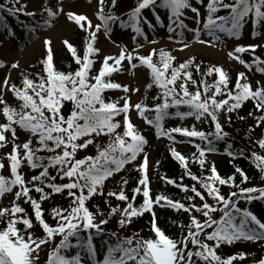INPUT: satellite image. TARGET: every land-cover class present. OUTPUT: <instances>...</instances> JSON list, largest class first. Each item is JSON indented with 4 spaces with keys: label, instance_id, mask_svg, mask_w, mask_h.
Masks as SVG:
<instances>
[{
    "label": "snow or ice",
    "instance_id": "obj_1",
    "mask_svg": "<svg viewBox=\"0 0 264 264\" xmlns=\"http://www.w3.org/2000/svg\"><path fill=\"white\" fill-rule=\"evenodd\" d=\"M98 3L96 16L99 23L95 25L84 14H76L72 11L66 13L68 20L74 21L88 33L83 57L77 54L76 47L69 41H63L79 65L74 73H65L55 67L52 41L45 39L47 55L42 63L46 77L41 75L37 83L25 75L22 79V87H17L15 84L10 86V91L22 102L19 108L9 105L0 95V106H2L0 111L6 119L5 123H0V149L9 142L7 133L11 134L13 144L11 152L7 154L10 176L0 174V198L6 195L13 197L10 207H0V225H2L0 227V264H40L43 246L54 241L56 236H60L61 239L48 251L45 264H82L85 259L89 264H233L237 258L243 260L244 253L223 258L217 250L223 244L231 245L240 240L264 241V222L249 208L242 207L239 203L240 200L252 202L264 199V183L259 186H242L250 182L251 178L238 166L235 168V173L226 178L218 173L214 164L211 166L210 175L197 176L189 169L188 158L175 147H170L172 156L181 163L192 180L199 182V188L195 184L189 188L187 185L177 184L174 179L161 177L167 183L180 187L185 193L184 199L193 203L186 204L165 194H157L153 198L150 188L149 157L145 151L148 140L130 119L129 112L133 105L127 96L122 98V106L119 101L106 102L104 93L108 89L120 88H123L125 93L130 91L127 85L122 86L109 79L113 73L121 70L123 61L126 60L132 68H136L138 65L133 61L138 60L140 65L150 69L152 82L146 88L151 89L153 85L158 87L161 90V96L155 99L159 101L162 97V103L149 108L147 104L140 102L134 105L135 109L146 124L154 127L157 137L174 140L172 134L179 133L184 137H198L206 142L204 146L195 144L198 155L194 153L192 159L199 163L202 170L207 171L206 153L215 152L214 141L224 140L229 135L224 130L221 115L225 111L229 114L235 112L249 100L254 103L257 110L264 112V84L257 81L256 86L253 87L245 72H239L235 91H233L229 87L231 77L221 66L212 67L207 73L208 76L214 73L219 74V79L214 84H209L207 78L202 76L204 87L201 91L190 70L194 64V58L174 67L173 61L176 58L164 49H160L157 53V50L153 48L148 55L134 56L133 51H129L123 45L119 46L118 56L104 57L97 75L90 74L97 63L93 57L101 51L97 47V34L101 29L110 39L113 25L118 23L122 29L130 28L136 36H144L143 25L147 24L149 28L154 26L148 23L144 16L145 10L153 12L156 22L161 20V16L156 14L157 9L166 10L169 21L168 32H173V25L179 29L187 27L182 19L185 16V10H190L196 22L200 23V10L195 5L204 7L207 14L203 18V30L212 39L211 41L198 40V42L215 46V43L220 41L217 33L239 37L249 19L252 20L254 27L264 22V0H232L231 3H226L224 0H207L206 4L204 0H194V3L193 0H139L137 6L127 14L126 19H122L111 9L105 13L106 0H98ZM116 4L117 0H111L112 9ZM220 9L227 10V15H216ZM14 11L19 12L20 8ZM44 12L47 17L44 24L50 26L53 18L63 12L62 0H58L55 8L45 7ZM26 15L35 17L37 13L26 12ZM83 22H86V25ZM192 31L198 39L201 30L192 29ZM259 34V31L254 32V35ZM8 35H12L11 30H8ZM136 36L133 37L134 40ZM137 47H142L138 41ZM187 47L188 44L183 42L182 49ZM257 47L259 45L238 44L233 50L228 51L227 55L245 68L251 69L254 64L255 71L264 74V59L256 56L252 64H247L239 55H236L249 50L254 53ZM157 54L160 66L154 62ZM110 61L113 63H109ZM11 67L15 69L19 65L12 63ZM195 67L197 71H201L200 65ZM91 80L95 83H91ZM178 81L182 83L178 84ZM190 83L197 86L195 92L190 91ZM8 84L9 78L6 77L4 85ZM131 91H137V89H131ZM223 96H227V99H218ZM65 102L72 104L67 117L62 112ZM181 105L186 106L187 110L180 111ZM170 109H176V111L171 112ZM149 112L154 113V118L146 115ZM121 114H123V133L119 131L122 125L116 119ZM173 115L181 119L194 117L197 121H207L210 118L211 123L214 124V131L206 133L195 127L189 129L180 126L164 128L165 119ZM240 118L244 119V117ZM228 122H231L230 115ZM257 126H264V115L258 117ZM18 130L29 134L22 144L15 142L18 139ZM102 135L109 137L106 146L95 144L97 153L95 156L87 155L77 158L80 150H87L94 144L95 138ZM34 138L36 147L33 146ZM257 143L261 149H264V139L258 140ZM230 149L231 145H228L225 152L233 156ZM41 151L51 154L46 157L38 155ZM239 155L243 156L244 153L240 152ZM251 155L255 167L264 179V155L256 152H252ZM140 156L142 160L137 168L142 175L138 179L139 186L133 189L132 197L129 198L123 188L119 192H107L108 197H115L119 202H127V206L109 204L110 210L107 215L99 208V205H95V213L90 210L87 206L88 202L96 194L104 195L102 189L105 182L125 169L126 165L136 162ZM22 163H26L30 169H39V173L28 179L26 174L20 171ZM5 167V163L0 160V170ZM50 169L56 171L55 176L49 174ZM236 174L241 178L240 183H236ZM57 176L60 183L56 182ZM65 178L68 181L66 183L63 182ZM122 183L127 185L128 180L124 179ZM225 185L233 190L223 194L221 186ZM33 189L39 194L38 200L30 194ZM65 191L70 198L69 207L51 208L50 214L56 221L55 226H52L45 219L42 203L53 195H63ZM189 192L193 195H189ZM140 194L143 201L137 207L136 199ZM209 197L213 203L208 202ZM196 198H199L200 204L194 202ZM21 199L25 203H30L34 219L20 205ZM155 205L189 213V222L187 225H181L182 230L186 227V234H182L179 239L168 236L156 222ZM145 213L152 216L151 231L155 238L145 239L139 233L133 237L121 238L116 232L109 233V236L116 238L115 242L105 240L106 246L102 251V258L97 260L93 244L94 237L105 233L104 226L111 219L119 217L118 225L123 228L130 225L134 218L142 217ZM216 213H220L219 219L216 218ZM6 217L10 218L5 219ZM98 217L103 218L98 220ZM21 225L23 228L20 227ZM36 227L41 228L43 237H36L34 231ZM82 233H86V237ZM189 244L196 246L195 250H187ZM70 249H76L75 254L66 255ZM254 264H264V258L254 261Z\"/></svg>",
    "mask_w": 264,
    "mask_h": 264
},
{
    "label": "trees",
    "instance_id": "obj_2",
    "mask_svg": "<svg viewBox=\"0 0 264 264\" xmlns=\"http://www.w3.org/2000/svg\"><path fill=\"white\" fill-rule=\"evenodd\" d=\"M12 1L0 0V23H2L3 21H7L10 18L11 14L13 13L18 14V12L14 10L16 8L22 7V2H20V0L18 2L19 3L18 5H16V3L13 4ZM138 2L139 0H117V4L115 8L112 9L110 4L108 11L111 9L114 11L116 15L122 17L123 15H127L135 6H137ZM224 2L231 3L232 0H224ZM9 9H13V11H9ZM158 10H163V9H158ZM216 15H227V11L224 9H220V11L216 13ZM255 31H259L260 34L254 35ZM263 34H264V22H262L258 27H254L252 20L249 19L248 22L245 24L244 28L241 30L240 36L242 37L243 41H248V40L250 41V40H256L257 38L261 37ZM87 37H88L87 31L81 29L77 24H75L72 34V39H73L72 45L76 47L77 54L80 55L81 57H83L84 55V51L86 47L85 42ZM165 51L170 53L168 49H165ZM238 55L247 64H252L256 56H259L261 57V59H264V48L255 50L254 53L252 51H247L245 53H238ZM45 59L46 56L40 55L35 60V62L30 66V68L20 73L17 81L15 82V85L17 87H22V79L23 76L25 75H27L31 79H34L37 83H39L41 75H44L46 77V72H43L44 65L42 63ZM154 62H156L158 66H160V60L158 54L154 57ZM183 62L186 61L178 62L174 60L173 66L178 67L179 64ZM237 63L240 67L244 66L241 65L238 61ZM54 64L59 71L65 73L68 72L74 73L79 68V65H77L74 57L67 48L62 49L58 53V58L54 62ZM195 65H200L201 71H197ZM212 67H218V66L216 63H214L209 59H205L203 57L194 58V64L190 67V70L193 72V76L197 80L201 91H203V87H204L202 76L207 78L209 84H214L219 79L218 73H214L212 76L207 75L208 71ZM249 70H251L254 73L255 86L257 81H260L261 84H264V74L256 72L254 64L252 68ZM239 72H240L239 70L228 72L231 77V83L229 87L232 88L233 91H235V82ZM90 82L95 83L94 80H91ZM151 82L152 80L149 69L144 88L142 89L141 92V96H142L141 102L147 104L149 108H154L157 103H162V97L159 101L155 99V97L161 96V90L155 85H153L151 89L146 88V86ZM179 83H182V81H178V84ZM196 88H197L196 85H191L190 83V91L195 92ZM104 96L106 102H112V100L114 99L113 93L110 89L105 91ZM218 99H227V96L218 97ZM7 103L12 107L19 108L22 102L19 101L13 93L12 97L10 98L9 101H7ZM71 109H72V104L70 102H65V107L62 109V112L65 115V117H67L70 114ZM179 110L185 111L187 110V108L186 106L181 105ZM134 111L136 115L140 117L137 110L135 109ZM170 111L175 112L176 109H170ZM249 113H252V115H249ZM146 115H148L149 118H154L153 112L146 113ZM229 115L231 116V122H228ZM261 115H264V112L257 110L255 108L254 103L251 100L246 101L245 104L235 112L229 114L225 111L221 115V122L223 124L224 130L228 132L229 135L224 140L214 141V147L216 148V151L212 153L218 156L217 161L211 160L209 157V153H206L205 159H206L207 171L202 170L200 168L199 163L192 159L194 153L198 155L197 149L195 148V144L199 143L202 146H204L206 142L201 141L198 137L188 138L182 136L179 133H173V136L177 141H180L187 145V150H182L179 148L176 149L182 155L188 158L189 169L192 171V173H194L197 176L204 177L210 175L211 166L214 164L218 173L222 177L226 178L230 175H233L235 173V168L238 166L241 169H243L245 173L251 178L250 182L245 183L242 186L244 187L259 186L262 183H264V179H262L259 170L255 167L251 154L252 152H256L257 154L264 155V149H261L259 147V144L257 143L258 140L264 139V126H257L258 117ZM122 116L123 114L116 117V119L119 120L122 125V127L119 129L121 133H123L124 131ZM240 117H244V119H241ZM187 118L189 117H185L181 119L173 115L167 117L163 122V124L164 125L168 124L172 120H176V119H180V122L184 124ZM146 125H147L148 133L150 134L155 133V129L153 126L148 124ZM185 127L189 129L195 127L197 130L204 131L206 133L214 131V124L211 123L210 118L207 121L202 120V122L193 121ZM26 134L29 135L28 133ZM108 142H109L108 136L102 135L100 137H96L93 145L89 146L87 150H80L78 152L77 158H83L87 155L95 156L97 154L95 144L106 146ZM228 145H231L230 151L233 152V156H229L225 152V148H227ZM33 146L34 147L37 146L35 138L33 139ZM148 146H149V141L148 144L145 146V150L148 148ZM169 149H170L169 147H163V149L158 153L157 158L152 166L150 179L154 181L155 187L151 191V194L153 198L157 194H165L174 200H179L186 204H191L193 203V201H187L184 199L185 193L182 191L180 187L169 184L164 179H161V177H167L176 180L177 184L187 185L189 186V188L195 184L199 188V182L192 180L187 175V172L184 169V167L177 159H175L172 156ZM240 152H243L244 155L243 156L239 155ZM50 154L51 153H48L47 151H41L38 153V155H42L45 157ZM28 169H29L28 179H30L32 175H37L40 171L39 169H30L29 167ZM49 174L55 176L56 171L54 169H50ZM141 175L142 173L138 170V168L134 166V162L130 163L129 165H126L125 169H122L120 173L114 174L113 177L109 178L105 182V185L102 189L104 195L96 194L93 198H91L87 206L90 208V210H92L95 213L96 212L95 205H99V208L105 213V215H107V213L110 210L109 204H111L112 206L126 207L127 202H119L115 197H108L107 192L108 191L119 192L121 188H123L126 194L129 196V198H131L133 195V189L139 186L138 179L141 177ZM124 179L128 180L127 185H124L122 183ZM240 180L241 178L239 177L238 174H236V183H240ZM56 182L57 183L61 182L58 176ZM63 182L64 183L68 182L67 178H65ZM45 190L48 191V189ZM221 190L223 194H227L229 191L233 189H231L230 186L225 185V186H221ZM201 191H203V189H201ZM30 194L33 196V198L37 200L39 199V194H37L34 191V189L31 191ZM188 194L193 195L190 192ZM66 196H67V192L65 191L63 195H59V194L53 195L50 199L42 203V208L44 209V213H45V219L50 225L55 226L56 224V221L52 219V216L50 214L51 208L55 206H60L65 208L63 202L65 201ZM10 201L6 203L5 206L10 207ZM142 201H143V197L142 194H140L139 196H137L136 206L139 207ZM194 202L197 204L201 203L199 198H196ZM208 202L213 203L210 197L208 198ZM19 203L22 207L26 209V211L30 215L33 216L34 219V213L30 203H25L23 199H21ZM161 203L163 204V202ZM239 203L242 207L249 208V210H251L255 215H257L258 218L262 220V222H264V199L255 200L252 202H245L243 200H240ZM154 208H157V211L155 212L157 218L156 222L158 226L162 230H164L168 236L179 239L182 234H186L187 231L186 227L182 230L181 225H187V223L189 222V216H190L189 213H185L183 212V210L177 212L166 206L162 207L159 205H155ZM197 216H199L198 213ZM215 216L217 219H219L220 213H216ZM8 218L10 217H6L5 219ZM100 218L103 217H98V220ZM200 218L203 219L202 217ZM118 219L119 217L111 219L110 222L106 226H104L106 229L105 233L95 236L93 244L100 247L101 249H104V247L106 246L104 244L105 240H110L112 242H115L116 238L108 235L109 233L112 232H116L121 238L133 237L136 233H139L145 239L155 238L154 233L151 231V223H150V221L152 220L151 214L145 213V215H143L142 217L134 218L133 222L130 225H126L123 228H121L118 225ZM0 227H2V225H0ZM20 227L23 228L22 225ZM34 231L36 237H43L44 233L42 232L40 227H36ZM82 235L86 237L87 234L82 233ZM60 239H61L60 236H56L54 241L50 242L47 245L49 247L48 251L54 248L55 245L59 243ZM195 248L196 246L189 244V248L187 250H195ZM217 251L218 254L221 255L223 258H227L228 256L236 255L239 253L245 254V258L243 260L237 258V260L233 261V264H254V261H259L261 258H264V244H262L260 241L250 242V241L240 240L234 242L231 245L223 244L221 248H219ZM75 252L76 249H70L67 251L66 255L70 256L75 254ZM46 259L40 261V264H45Z\"/></svg>",
    "mask_w": 264,
    "mask_h": 264
},
{
    "label": "rangeland",
    "instance_id": "obj_3",
    "mask_svg": "<svg viewBox=\"0 0 264 264\" xmlns=\"http://www.w3.org/2000/svg\"><path fill=\"white\" fill-rule=\"evenodd\" d=\"M23 2L25 3L23 6L24 13L22 12L24 14L23 18L14 16L8 23L12 24V35H8V30L6 26L3 25L1 26L0 31V57L1 61H3V66L0 68V95L3 96L5 101L11 97L12 92L10 91V86L14 84L18 74L30 67L40 55H47V49L44 45L45 39H50L52 41L54 62L58 58L59 51L66 46L63 41L67 40L70 43L73 41L72 31L74 21L68 20L66 15L68 11L88 16L92 20L93 25L99 23L96 16L99 8L98 0H62L63 12L53 18L50 26L44 24V20L47 18L44 9L45 7L55 8L58 0H23ZM110 2L111 0H106L105 13L108 12L107 8ZM12 3L15 4L14 1H12ZM204 3L206 4L207 0H204ZM195 6L200 10V23L196 22L194 14L190 10H185V14L188 19H193L192 29L201 30L198 39L195 37L193 31L191 36L180 37L179 28L175 25H173V32H168L169 21L167 18V12L159 13L161 20L156 22L155 16L151 10L145 11L144 16L147 18L148 23H151L154 26L149 28L147 24H144V36H136L130 28L122 29L118 23L113 25V32L110 34V39L104 35L103 29H101L97 34V47L101 51L95 58L97 63L93 66V70H96L99 73L105 56H118L120 45L125 46L129 51H133L134 56L137 54L147 55L153 48L157 51L163 48H169L178 61H187L196 56H202L214 61L218 66H222L227 71H234L237 69L236 60L227 55V52L233 50L236 45L247 46L255 44L259 45L256 49L264 48V35L256 40L242 42L238 37H229L226 34L217 33L220 36V41L216 42L215 46H212V44L199 43L198 40L211 41L212 37L207 35L203 30V18L207 14L205 8L200 5ZM26 12H36L37 15L35 17L28 16L26 15ZM32 18H36V20H32ZM188 19H185L186 23H189ZM134 36H136L135 40L133 39ZM113 41H115V43H113ZM137 41L142 47H137ZM183 42L188 44L187 48L182 49ZM133 62L138 65L136 68H132L125 60L120 66L121 70L113 73L109 78L111 82L119 83L122 86L127 85L130 89L127 93L123 91V88L112 89L114 93V99L112 101H119L120 106H122V98L126 96L129 97L130 103L133 105L129 112L130 119L139 129L142 130V134L149 139V147L146 152L148 153L149 166L151 168L152 163L162 146L166 144L168 145L174 141L169 140L167 137H157L156 135L149 136L143 131L146 127L144 121L137 117L133 112L135 108L134 105L141 101V90L144 87L148 70L146 66L140 65L138 60H134ZM12 63H18L19 67L13 69L11 67ZM109 63L113 62L110 61ZM242 71L245 72L246 76H251L252 78V73L245 69H242ZM6 77L9 78V84L7 86L4 85ZM131 89H137V91H131ZM0 109H2V106H0ZM193 119L194 117L191 118V120ZM5 122L6 120L2 117V111H0V123ZM176 124L178 125V121ZM6 135L9 138V142L0 150V156L3 159H7V154L11 152L12 149V147H9V145H11V134L7 133ZM26 139L27 136L24 133L18 132V139L16 142L23 143ZM179 145L180 143H175L174 147ZM183 147L185 148V145H183ZM141 160L142 156H140L135 162L134 166L136 168ZM4 170L6 175L10 176V169L7 168V165ZM20 171L27 174V168L24 163H22ZM153 187L154 182L150 180L151 190ZM7 198L11 199L12 196L7 195ZM4 203L5 202H2V198H0V207H3ZM63 203L65 208L69 207L70 198L66 196ZM154 211L156 212V210ZM261 242L264 243V241ZM48 248L47 245L43 246V251L40 253V261L46 259ZM94 250L97 254V260L102 258V251L100 248L94 247ZM82 264H89V262L85 259L82 261Z\"/></svg>",
    "mask_w": 264,
    "mask_h": 264
}]
</instances>
